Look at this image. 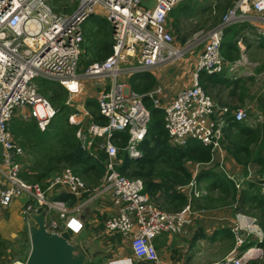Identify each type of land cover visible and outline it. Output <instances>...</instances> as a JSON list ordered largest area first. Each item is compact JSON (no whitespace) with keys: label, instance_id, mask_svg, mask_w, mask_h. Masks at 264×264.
Here are the masks:
<instances>
[{"label":"built area","instance_id":"1","mask_svg":"<svg viewBox=\"0 0 264 264\" xmlns=\"http://www.w3.org/2000/svg\"><path fill=\"white\" fill-rule=\"evenodd\" d=\"M184 1L156 0L153 8H143L145 0H78L73 12L60 14L53 10L49 0H0V145L4 164L9 169L3 173L6 187L0 189V207L8 208L16 198H23L22 215L28 225L33 216L44 214L49 232L61 234L70 228L78 234L83 223L76 214L93 198L110 194L119 211L107 221L106 230L128 239L133 257L111 260L109 264H134V258L161 264L154 240L163 233H182L193 224V209L190 202L180 211L165 212L144 193L141 179H129L117 170L120 149L113 142L114 133L127 132L125 150L131 158H141L139 145L148 134L152 117L144 98L161 108L155 98L159 90L145 95L128 93L120 78L163 68L200 49L192 86L181 90L175 101L165 107V128L173 146H186L195 140L214 153L221 148L223 117L230 110L217 108L200 84V73L214 75L225 70L228 63L221 48L231 26L249 23L264 40V0H236L216 26L207 31L201 29L185 44L177 45L167 29V21L172 10ZM97 9L105 11L112 28V54L80 72L83 25ZM38 78L61 84L71 95L79 92L81 80L111 82L110 89L98 97L99 112L106 118V124L92 123L87 135L83 130L77 132L87 150H92L93 145L98 147L99 139L104 140L100 148L106 154V173L98 189H89L70 168L57 173L47 189L21 178L23 150L14 143L9 129L15 111L30 109L43 131L57 112L40 94L35 84ZM235 119L244 121L247 113L237 110ZM75 121L74 117L70 118L71 124ZM190 186L193 188L194 182ZM52 188L77 198L89 194L91 199L71 209L67 203L52 198ZM194 192L196 197L200 196L199 191ZM53 213L59 215L64 228L50 218ZM232 231L235 247L224 264H246L263 256L258 247L239 252L246 243L244 234L264 242V232L255 218L239 214Z\"/></svg>","mask_w":264,"mask_h":264},{"label":"crops","instance_id":"2","mask_svg":"<svg viewBox=\"0 0 264 264\" xmlns=\"http://www.w3.org/2000/svg\"><path fill=\"white\" fill-rule=\"evenodd\" d=\"M68 9L67 4L59 6L58 0H49L55 11L63 9L69 14L78 6V0ZM149 0H145V4ZM200 6L182 14L186 1L176 6L168 16L167 28L174 36L176 44L181 45L183 40H189L195 32L201 29L213 28L219 19L216 15L217 0H199ZM235 2V0H234ZM233 2V5H234ZM185 9H188L185 8ZM215 10V13H214ZM56 12V11H55ZM88 24V25H87ZM103 9H97L83 25L84 40L81 44L82 57L80 71L84 70L83 61L99 63L104 50L111 46L112 28ZM86 48L91 51L88 53ZM221 53L226 63H238L236 70L225 69L220 74L209 75L200 73V84L212 97L217 108L227 107L229 113L223 117V140L220 149L214 151L211 163L197 165L198 172L202 169H216L224 177L234 175L244 183L242 190L248 184L255 183L264 186V40L249 23L236 24L226 30L222 42ZM97 56V57H95ZM198 54H190L186 59L172 63L163 68L147 73L135 74L120 78L125 85V91L145 95L148 92L159 90L155 98L161 109L171 105L181 90L189 88L193 83V74L197 67ZM103 85L95 86L89 82L82 83V92L69 99L70 106L78 110L76 120L87 127L93 119L85 106L86 102L95 100L100 92L110 89L111 82L106 80ZM146 106L154 108V103L144 99ZM237 110L247 113V119L239 122L235 119ZM218 114V113H217ZM32 118L30 109H17L11 120L23 126ZM12 128V127H11ZM14 136V135H13ZM15 138V136H14ZM27 146V155L22 159V165H29L34 153ZM261 158V160H260ZM8 168L3 162V148L0 145V179L2 172ZM263 171V172H262ZM214 175L200 184L201 190L211 197L223 195L222 191L213 186ZM4 189L5 184H1ZM211 187V188H209ZM188 195L190 189H183ZM61 190H50L55 198ZM23 198H16L9 208L0 207V264H25L31 251L30 235L27 232L28 222L22 215ZM193 224L180 234L164 233L154 240V246L160 257L161 264H224L225 258L234 249L235 241L232 238V227L237 221V212L233 208H210L203 210L194 208ZM118 207L113 204L110 194H103L94 198L82 211L81 220L84 230L76 238L82 237V242H76L86 252L85 264H108L111 260L133 257L129 240L121 234L108 233L106 222L118 214ZM28 233V238L20 240L22 232ZM246 238V242H255V237ZM22 237V236H21ZM28 244L29 248L25 246ZM219 247V250L214 247ZM14 257V258H13ZM135 264H150L134 258ZM264 263L262 257L249 261L246 264Z\"/></svg>","mask_w":264,"mask_h":264},{"label":"trees","instance_id":"3","mask_svg":"<svg viewBox=\"0 0 264 264\" xmlns=\"http://www.w3.org/2000/svg\"><path fill=\"white\" fill-rule=\"evenodd\" d=\"M185 1L187 4L181 11L182 14L188 15L190 11L194 13V9L200 6L199 0ZM217 2L218 24L227 10L233 6L234 0H217ZM187 7L188 9H185ZM187 41L188 39L183 40L181 45ZM113 43L112 34L111 46L104 50L105 54H101L100 59L104 60L112 54ZM90 65L89 61H83L84 69ZM38 86L40 94L50 101L57 110V114L45 131L40 130L34 118H30L21 127L17 122L10 126L15 139L24 148L26 155L27 146L34 153L32 162L29 165L24 164L21 177L27 182L38 183L43 189H47L57 173L64 168H71L89 186H97L105 174V152L98 151V155L94 156L84 148L82 140L77 136L81 126L69 122L70 116L76 113V110L66 104L68 93L60 84L39 79ZM85 106L93 117L89 125L91 123L106 124V118L100 115L95 100L86 102ZM149 110L152 117L148 134L139 145L143 154L141 158H131L125 150L129 140L127 132L114 133L113 141L120 149L118 171L128 178L142 179L145 186L144 191L150 200L166 212L180 211L188 204V198L183 189L192 181L195 180L200 187L202 182L214 175L216 179L212 187L224 194L214 198L208 194L194 199L192 201L193 210H195L194 208L206 210L212 207L233 208L238 214L254 217L264 232L263 184L257 186V184L251 183L246 189L238 191L234 183L226 179L223 173L216 172V169H202L194 175L197 165L211 163L213 155L211 148L195 140L190 141L185 147L173 146L165 128V111L156 107ZM55 199L66 202L70 207L75 206L78 202L76 197L65 191L57 193ZM232 238L235 241L234 234H232ZM254 244L253 241L248 242L241 250L253 247ZM260 247L264 250V242L260 244Z\"/></svg>","mask_w":264,"mask_h":264},{"label":"water","instance_id":"4","mask_svg":"<svg viewBox=\"0 0 264 264\" xmlns=\"http://www.w3.org/2000/svg\"><path fill=\"white\" fill-rule=\"evenodd\" d=\"M28 231L31 251L25 264L86 263V252L82 246L72 243L75 237L72 230L67 229L61 235L48 232L44 214L33 216Z\"/></svg>","mask_w":264,"mask_h":264},{"label":"clouds","instance_id":"5","mask_svg":"<svg viewBox=\"0 0 264 264\" xmlns=\"http://www.w3.org/2000/svg\"><path fill=\"white\" fill-rule=\"evenodd\" d=\"M105 61V60H104ZM80 72H83V70L82 71H80ZM48 81V80H47ZM88 81V79H85V80H81V87H80V89H79V92L78 93H76L75 95H71L70 93H69V91H67L66 90V88L65 87H63L61 84V86L67 91V93H68V99H67V102H66V104L68 105V106H70V102H69V99L71 98V97H73V96H78V95H80V93L82 92V83L83 82H87ZM51 82V81H50ZM59 84V83H58ZM97 84V86H101L102 84H98V83H96ZM40 92V91H39ZM101 93V92H100ZM100 93H99V95H100ZM149 93V92H148ZM99 95H98V97H99ZM139 95H141V94H139ZM145 98H147V97H145ZM144 98V99H145ZM149 99V98H148ZM50 102V101H49ZM153 102V101H152ZM97 104H98V98H97ZM52 105V104H51ZM155 106V105H154ZM53 107V106H52ZM71 108H73V109H75L76 110V113H74L73 115H71L70 116V118L71 117H74V120H76V114H78V110L75 108V107H73V106H70ZM98 107H99V105H98ZM54 108V107H53ZM55 109V108H54ZM159 109H161V108H159ZM56 110V109H55ZM57 111V110H56ZM150 111V110H149ZM165 111V110H164ZM100 113V112H99ZM56 114H57V112H56ZM56 114H55V116H56ZM90 114V113H89ZM54 116V117H55ZM32 118H34L36 121H37V119L35 118V117H33L32 116ZM70 118H69V122H70ZM53 120V119H52ZM245 121V120H244ZM11 122V121H10ZM242 122V121H241ZM37 123H38V121H37ZM71 123V122H70ZM74 125H79V126H81V129L80 130H83L82 128H85V127H83V125H82V123L81 122H78L77 120L73 123ZM92 124V123H91ZM90 124V125H91ZM89 125V124H88ZM89 125V126H90ZM38 126H39V124H38ZM40 128V127H39ZM9 129H10V123H9ZM47 129V128H46ZM40 130H41V128H40ZM41 131H43V130H41ZM45 131V130H44ZM10 132H11V134H12V137H13V141H14V143L15 144H17L19 147H21L22 148V150H23V156L21 157V159H20V165H21V173H22V169H23V165H22V159L23 158H25L26 157V152H25V150H24V148L17 142V140L14 138V134L12 133V131H11V129H10ZM79 138V137H78ZM80 139V138H79ZM81 140V139H80ZM99 141H104L103 139H99ZM114 142V141H113ZM128 143V142H127ZM114 144H115V142H114ZM83 145H84V148L86 149V145L83 143ZM116 145V144H115ZM187 146V145H186ZM117 147H118V145H117ZM178 147H185V146H178ZM97 150H99V148L96 146V145H93V147H92V150H88L91 154H93L94 156H97L98 155V151ZM100 151H103V152H105L104 150H101L100 149ZM120 151V150H119ZM119 154V153H118ZM106 155V154H105ZM143 155V154H142ZM105 160H106V156H105ZM3 162H4V158H3ZM5 165V164H4ZM104 166H105V161H104ZM119 166V165H118ZM117 166V167H118ZM196 167H199V166H196ZM64 169H66V168H64ZM71 169V168H70ZM9 170V169H8ZM118 170V169H117ZM8 172V171H7ZM7 172H2V180L0 179V186H1V184H5V179H4V176H3V173H7ZM74 172V171H73ZM120 172V171H119ZM75 173V172H74ZM105 173H106V168H105ZM76 174V173H75ZM121 174V173H120ZM196 174H198V170H197V168L195 169V172H194V175H196ZM77 175V174H76ZM122 175V174H121ZM20 176H21V174H20ZM79 176V175H78ZM104 176H105V174H104ZM104 176H103V178H104ZM124 176V175H123ZM80 177V176H79ZM126 177V176H125ZM22 178V177H21ZM81 178V177H80ZM103 178L100 180V183L97 185V186H89L88 184H87V182L83 179V178H81L85 183H86V185L89 187V189H91L92 191L93 190H95V189H98L99 187H100V185L102 184V181H103ZM23 179V178H22ZM129 179H132V178H129ZM228 179L230 180V181H232L233 183H234V185H235V187H236V189L238 190V191H241L242 190V187H243V185H244V183L242 182V181H240V178H238V177H236V176H234V175H230V176H228ZM24 180V179H23ZM142 180V179H141ZM26 181V180H25ZM143 181V180H142ZM192 182H194V184H195V186L192 188L191 186H190V184L192 183ZM187 187L190 189V192H189V194L187 195V198H188V204L191 202V205H192V201L194 200V199H198V198H201L203 195H206V192L205 191H203V190H201V188L198 186V184L196 183V181L194 180V181H192ZM28 183H30V182H28ZM144 183V182H143ZM5 186H6V184H5ZM186 188V187H185ZM0 189H1V187H0ZM144 190H145V186H144ZM199 191L200 192V196L199 197H196V195H195V192L194 191ZM61 191H64V190H61ZM66 192V191H65ZM204 192H205V194H204ZM144 193H145V191H144ZM68 194H70V193H68ZM146 194V193H145ZM70 195H72V194H70ZM103 195V194H102ZM147 195V194H146ZM74 196V195H73ZM101 196V195H100ZM100 196H98V197H100ZM148 196V195H147ZM75 197V196H74ZM98 197H95V198H98ZM55 199V198H54ZM76 199L78 200V202H77V204L75 205V206H73V207H70L69 205V207L71 208V209H73L74 207H77L78 205H80L82 202H85V201H87V200H89V199H91V196L89 195V194H86V195H84L82 198H77L76 197ZM94 199V198H93ZM92 199V200H93ZM150 199V198H149ZM57 200V199H56ZM91 200V201H92ZM59 201H61V200H59ZM90 201V202H91ZM152 201V200H151ZM64 202V201H63ZM90 202H88L83 208H82V210L79 212V213H77L76 214V216L78 217V218H80V220H81V214H82V211H83V209L90 203ZM153 202V201H152ZM13 203V202H12ZM66 203V202H65ZM154 203V202H153ZM113 204H114V202H113ZM155 204V203H154ZM187 204V205H188ZM156 205V204H155ZM11 206V205H10ZM9 206V207H10ZM8 207V208H9ZM159 207V206H158ZM3 208V207H2ZM160 208V207H159ZM160 209H162V208H160ZM192 209H193V206H192ZM163 210V209H162ZM166 212V211H165ZM193 212H194V210H193ZM239 214H241V213H239ZM239 214H237V216L239 215ZM241 215H244V214H241ZM115 216V215H114ZM245 216H247V215H245ZM113 217V216H112ZM111 217V218H112ZM249 217H251V216H249ZM252 218H254V217H252ZM55 220V219H54ZM60 220V219H59ZM82 221V220H81ZM58 223H60V224H62L61 223V221H58ZM83 223V222H82ZM107 223V222H106ZM45 224H46V221H45ZM29 226L30 225H28V229H27V232L29 233ZM62 227L64 228L65 226H64V224H62ZM188 227V226H187ZM186 227V228H187ZM185 228V229H186ZM233 228V227H232ZM67 229H70V228H66V230L65 231H63L62 233H64V232H66L67 231ZM70 230H72V229H70ZM83 230H84V224H83ZM82 230V231H83ZM48 231V230H47ZM81 231V232H82ZM107 231V230H106ZM49 232V231H48ZM72 232H73V230H72ZM80 232V233H81ZM61 233V234H62ZM74 233V232H73ZM109 233V232H108ZM232 233H233V231H232ZM55 234H57V233H55ZM61 234H58V235H61ZM75 234V233H74ZM79 234V233H78ZM78 234H75V238H76V236L78 235ZM115 234H117V233H115ZM164 234V233H163ZM162 235V234H161ZM235 237V236H234ZM245 237V236H244ZM124 238V237H123ZM252 238V237H251ZM126 239V238H125ZM128 240V239H127ZM258 242V241H257ZM154 243V242H153ZM247 243V242H246ZM245 243V244H246ZM76 244V243H75ZM244 244V245H245ZM260 244L261 243H259L258 242V246H253V247H250V248H254V247H258V248H261L260 247ZM130 245V244H129ZM243 245V246H244ZM242 246V247H243ZM235 247V246H234ZM241 247V248H242ZM241 248L239 249V252L241 253V252H243V251H245V250H241ZM249 249V248H248ZM262 249V251H263V254H264V250H263V248H261ZM247 250V249H246ZM126 258V257H125ZM260 258V257H259ZM119 259H121V258H119ZM115 260V259H114ZM254 260V259H253ZM109 264V263H108ZM135 264V263H134Z\"/></svg>","mask_w":264,"mask_h":264},{"label":"rangeland","instance_id":"6","mask_svg":"<svg viewBox=\"0 0 264 264\" xmlns=\"http://www.w3.org/2000/svg\"><path fill=\"white\" fill-rule=\"evenodd\" d=\"M58 2H59V6L61 5V7H62V5H66V4H67L68 9H69L71 6H73V5L75 4V1H74V0H58ZM155 3H156V0H149L148 3L143 4V8H153V7L155 6ZM55 11H56V12H60V13H66V12L63 11V9H62L61 11H58V10L55 9ZM87 25H88V24H87ZM108 29H110V26H109V25H108ZM167 29H168V28H167ZM207 30H209V29H206V31H207ZM195 33H196V32H195ZM195 33H194V34H195ZM194 34H192L191 37H193ZM85 50H86L88 53H90V51H91L89 48H86V47H85ZM193 53H197L198 56H199L200 49L195 50V51L189 53L187 56L184 57V59H186L187 57L190 56V54H193ZM95 57H97V56H95ZM184 59H183V60H184ZM238 65H239V62H238V63H234V62H232V63H228V64L225 65L224 69L234 70V69H236V68L238 67ZM122 78H123V77H122ZM39 79H41V78H38V79L35 80V84L37 85L38 88H39V86H38V80H39ZM42 80H43V79H42ZM87 82L92 83L93 85L97 86L96 82L93 81V80H88ZM88 128H89V125H88L87 127H85V128H82V129H83V132H84L86 135L88 134ZM102 142H103V141H102ZM82 143H83V141H82ZM97 145H98V148H99V150H97V151H100V149H101V148H100L101 142L98 143ZM204 194H205V192H204ZM50 218H54L56 221H60V220H59V215H57L56 213H53V214L50 216ZM21 236H22V237H21ZM26 238H28V233H27V232L25 233V231H24V232H22V234L20 235V240H24V239H26ZM76 242H82V237H79V238H75V237H74V238H72V243H76ZM25 248H26V249L29 248L28 244L25 246ZM215 249L219 250V247L216 246V247H214V250H215ZM13 258H14V257H13Z\"/></svg>","mask_w":264,"mask_h":264}]
</instances>
